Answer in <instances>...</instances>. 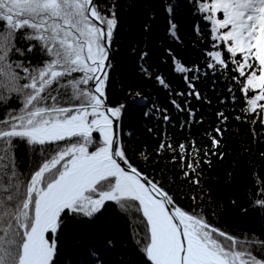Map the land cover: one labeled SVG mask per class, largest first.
<instances>
[{
  "label": "snow or ice",
  "instance_id": "1",
  "mask_svg": "<svg viewBox=\"0 0 264 264\" xmlns=\"http://www.w3.org/2000/svg\"><path fill=\"white\" fill-rule=\"evenodd\" d=\"M194 3L214 41L207 67L232 66L238 74L232 79L244 94L242 112L259 117L251 122L264 127V0ZM175 6L166 4L170 16ZM114 9L113 4L103 11L98 0H0V105L5 108L0 118V264H53L64 215L93 218L106 202L129 215L142 214L143 229L134 240L150 264H264V240L241 239L212 224L202 211L178 206L159 181L130 162L118 131L125 105L109 106L106 95ZM169 33L177 35L171 19ZM18 40L27 41V48ZM37 47L40 61L13 59ZM173 61L176 71H190ZM156 79L168 86L162 77ZM189 88H194L190 82ZM129 95L135 105L139 94ZM20 142L30 153L25 172L15 155ZM211 143L215 147L219 141ZM165 146L161 142L160 149ZM178 147L183 162L185 145ZM198 164V159L188 161L183 176L195 173ZM260 192L264 195V186ZM254 204L264 208V199Z\"/></svg>",
  "mask_w": 264,
  "mask_h": 264
},
{
  "label": "trees",
  "instance_id": "2",
  "mask_svg": "<svg viewBox=\"0 0 264 264\" xmlns=\"http://www.w3.org/2000/svg\"><path fill=\"white\" fill-rule=\"evenodd\" d=\"M98 2L105 12L115 5L117 24L106 95L109 106L125 105L118 131L130 162L159 181L178 206L202 211L212 224L241 239L255 236L264 240V208L254 204L256 199H264L260 192L264 186V157L260 155L264 152V127L251 122L259 121V117L242 112L244 94L232 79L238 75L232 66L227 70L207 67L206 53L213 50L214 41L210 24L203 20L194 0ZM167 3L176 5L171 16L166 11ZM170 19L176 25V37L169 33ZM27 43L17 41L25 49ZM173 57L190 71H176ZM13 59L36 63L43 56L37 47ZM157 76L168 86H162ZM189 82L194 88H189ZM197 92L199 98L194 95ZM129 93L139 94L135 105L130 104ZM4 112L0 105V118ZM220 112L228 118L226 121L217 115ZM238 116L241 119H236ZM212 138L219 141L215 147ZM161 142L166 145L163 149ZM181 143L185 145L183 162L178 147ZM15 155L20 171H28L30 153L26 144L18 143ZM196 159L199 164L195 173L184 177L187 162ZM32 167L34 170V163ZM193 178L199 183L193 184ZM138 217L142 219V214L129 215L115 202L105 204L93 218L65 214L55 237L53 264H150L134 240L138 228L143 229ZM107 241L113 246L109 247Z\"/></svg>",
  "mask_w": 264,
  "mask_h": 264
},
{
  "label": "water",
  "instance_id": "3",
  "mask_svg": "<svg viewBox=\"0 0 264 264\" xmlns=\"http://www.w3.org/2000/svg\"><path fill=\"white\" fill-rule=\"evenodd\" d=\"M110 53H111V47H110V52H109V58H110ZM94 135H97L98 136V133H94ZM106 203H109V202H106Z\"/></svg>",
  "mask_w": 264,
  "mask_h": 264
},
{
  "label": "flooded vegetation",
  "instance_id": "4",
  "mask_svg": "<svg viewBox=\"0 0 264 264\" xmlns=\"http://www.w3.org/2000/svg\"><path fill=\"white\" fill-rule=\"evenodd\" d=\"M90 149H91V146H90Z\"/></svg>",
  "mask_w": 264,
  "mask_h": 264
}]
</instances>
